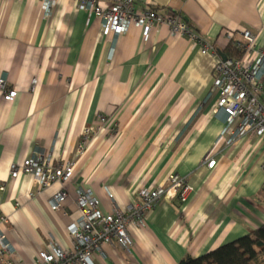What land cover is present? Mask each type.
I'll use <instances>...</instances> for the list:
<instances>
[{"label": "crops", "instance_id": "1", "mask_svg": "<svg viewBox=\"0 0 264 264\" xmlns=\"http://www.w3.org/2000/svg\"><path fill=\"white\" fill-rule=\"evenodd\" d=\"M147 6L158 15L178 12L217 54L233 46L227 32L241 42L240 33L249 31L264 47V0H149ZM215 64V56L201 54L187 37H172L166 25L147 36L130 28L110 42L101 21L74 0H56L49 17L41 0H0V77L18 89L12 101L0 97V218L8 219L0 228L15 249L0 264H35L50 235L69 248L80 186L90 187L107 213L105 191L125 205L165 185L172 173L194 190L183 204L162 198L142 226L127 228L132 253L103 244L96 264H178L261 227L264 136L216 144L227 116L212 92ZM100 124L75 156L84 128ZM50 147L54 164L74 163L66 185L37 195L30 175L10 178L13 163ZM61 191L66 199L51 211L49 200Z\"/></svg>", "mask_w": 264, "mask_h": 264}, {"label": "built area", "instance_id": "2", "mask_svg": "<svg viewBox=\"0 0 264 264\" xmlns=\"http://www.w3.org/2000/svg\"><path fill=\"white\" fill-rule=\"evenodd\" d=\"M56 0H41L44 15L49 17ZM76 7L93 14L101 21L104 37L116 42L130 28H140L144 35L157 25H166L172 37H187L190 43L200 48L201 54L216 57L212 71V92L217 93V105L226 114L227 123L220 132L216 144L230 145L243 137L264 136V47L256 46L255 36L244 31L240 33L241 42H234L227 32L228 40L233 47L242 51L239 59L227 58L225 61L217 54L216 48L197 36L182 21L176 11L158 15L149 8V0H74ZM18 89L10 87L6 78L0 77V97L8 101L14 100ZM211 96V93L209 94ZM103 124L106 122L102 120ZM102 128V124L84 128L79 140L75 156H80L91 139ZM53 147L48 150L35 148L21 165L13 163L9 176L12 179L21 174H28L37 187V195L51 185H66L74 175V163L54 164ZM207 166L212 169L215 160L209 157ZM264 171V162L262 165ZM4 189L0 185V191ZM193 187L185 178L170 174L166 184L152 190L140 192L139 201H131L125 205L116 203L112 193L105 191L110 202L111 211L102 210L101 201L95 192L87 186H80L75 191V206L78 216L69 224L68 235L72 245L64 248L55 237L49 236L46 246L38 253L35 264H96L94 254L100 252L103 244L110 247H121L132 253L133 241L128 233L130 225L142 226L146 215L153 212L162 198L176 197L180 203H186L193 193ZM66 199L64 191L54 194L49 200V209L58 211ZM1 224H7L6 217L0 218ZM15 254V249L0 228V259ZM6 264L11 261L6 260Z\"/></svg>", "mask_w": 264, "mask_h": 264}, {"label": "trees", "instance_id": "3", "mask_svg": "<svg viewBox=\"0 0 264 264\" xmlns=\"http://www.w3.org/2000/svg\"><path fill=\"white\" fill-rule=\"evenodd\" d=\"M224 53L231 59L243 56L242 51L230 44ZM178 264H264V224L257 230L198 258L186 256Z\"/></svg>", "mask_w": 264, "mask_h": 264}, {"label": "water", "instance_id": "4", "mask_svg": "<svg viewBox=\"0 0 264 264\" xmlns=\"http://www.w3.org/2000/svg\"><path fill=\"white\" fill-rule=\"evenodd\" d=\"M218 54H219V56L221 57L222 60L225 61L227 59V57L222 52H220L219 50H218Z\"/></svg>", "mask_w": 264, "mask_h": 264}]
</instances>
